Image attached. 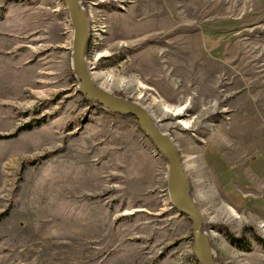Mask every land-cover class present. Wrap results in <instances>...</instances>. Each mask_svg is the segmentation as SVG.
<instances>
[{"label":"rangeland","instance_id":"rangeland-1","mask_svg":"<svg viewBox=\"0 0 264 264\" xmlns=\"http://www.w3.org/2000/svg\"><path fill=\"white\" fill-rule=\"evenodd\" d=\"M81 3L89 68L137 79L107 89L163 125L158 104L189 103L193 126L166 129L196 160L219 264H264V0ZM73 35L64 0H0V264H199L166 158L135 117L81 94Z\"/></svg>","mask_w":264,"mask_h":264},{"label":"water","instance_id":"water-1","mask_svg":"<svg viewBox=\"0 0 264 264\" xmlns=\"http://www.w3.org/2000/svg\"><path fill=\"white\" fill-rule=\"evenodd\" d=\"M74 29L72 65L79 80V91L89 101L104 108L130 115L168 162L167 188L172 205L191 221V249L199 264H219L209 232L205 228L203 211L197 204L191 180L186 173L181 155L173 138L164 133L137 102L100 87L93 81L87 66L86 49L89 23L81 0H64Z\"/></svg>","mask_w":264,"mask_h":264},{"label":"bare ground","instance_id":"bare-ground-1","mask_svg":"<svg viewBox=\"0 0 264 264\" xmlns=\"http://www.w3.org/2000/svg\"><path fill=\"white\" fill-rule=\"evenodd\" d=\"M87 66L89 68L88 62H87ZM89 72H90V76L93 79V81L95 83H97L100 87H102L103 89L108 90V91H112V90L111 89H107L106 88L107 86L105 84H107L109 86H112V85L113 86L114 85L116 86V85H119V84H123V85L129 86V85H132L137 80L135 78H130L128 80H117L110 73L101 74V73H95V72H93L91 66L89 68ZM97 78L102 79V83L101 84L97 82ZM135 102H137L138 105L142 106L147 112H149V114H150L151 119L153 120V122L164 133L170 135L173 138V140H174V142H175V144L178 147L179 152H180V148H179V146H178L175 138L169 133V131H168V129H166V127L168 125H176V124L177 125L179 124V125H181V126H183L185 128H190V127L193 126V120L192 119L188 120V119H185L184 118L186 116V110H187V108L189 106V103L187 102L184 105H179V106H169V105H166L164 103H161L160 105L158 104L157 105V109L159 110L161 117H173V119H176V121H174V122L173 121H169L168 123H166L165 125H163L160 122L159 117H157L156 115H154L150 111V109L145 106V104H143V103H141L139 101H136V100H135ZM155 102H156V100L153 99V103H155ZM180 155H181V152H180ZM181 159H182V155H181ZM190 160L193 162L195 160V158L194 157L189 158V160H188L189 163H187L186 166H185V163H184V161L182 159L183 167H184V169H185V171H186V173L188 175H189V172H187V170L190 171L193 167H196V165L192 164V162H190ZM204 181H206V180H204ZM200 182H202V181H200ZM191 186H192V183H191ZM211 193H212V196H214V197H218L219 196V194L217 193V191H215L214 189H211ZM209 196L210 195H208V196L205 195V194L203 195V197H205V198H207ZM216 210L220 213V215L224 216V219L227 222H229V223L240 224L241 221H243V217L241 215H239V213L237 212V210L233 206H230L229 204H227L225 202H220V204L216 207ZM125 213H128V212H125ZM191 251H192V249L189 248L188 254H191L192 253Z\"/></svg>","mask_w":264,"mask_h":264},{"label":"crops","instance_id":"crops-1","mask_svg":"<svg viewBox=\"0 0 264 264\" xmlns=\"http://www.w3.org/2000/svg\"><path fill=\"white\" fill-rule=\"evenodd\" d=\"M233 165H235V164H233ZM252 176V179H253V185H255V182L257 181V180H259L257 177H255V178H253V175H251ZM263 183V185H264V181H262ZM255 191V190H254ZM264 193V192H263ZM244 195H246V196H253L252 194H249V193H245ZM259 196H261V197H263L262 195H259Z\"/></svg>","mask_w":264,"mask_h":264}]
</instances>
